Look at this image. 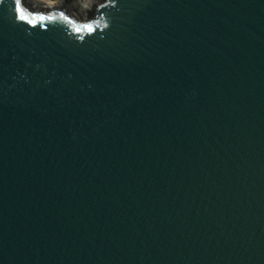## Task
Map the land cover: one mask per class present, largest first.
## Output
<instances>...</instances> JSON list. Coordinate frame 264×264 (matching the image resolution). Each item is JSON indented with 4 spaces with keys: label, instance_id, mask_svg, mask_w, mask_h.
<instances>
[{
    "label": "water",
    "instance_id": "95a60500",
    "mask_svg": "<svg viewBox=\"0 0 264 264\" xmlns=\"http://www.w3.org/2000/svg\"><path fill=\"white\" fill-rule=\"evenodd\" d=\"M0 0V264H264V0Z\"/></svg>",
    "mask_w": 264,
    "mask_h": 264
},
{
    "label": "rangeland",
    "instance_id": "374dc122",
    "mask_svg": "<svg viewBox=\"0 0 264 264\" xmlns=\"http://www.w3.org/2000/svg\"><path fill=\"white\" fill-rule=\"evenodd\" d=\"M36 1H43V2H45L46 4H54V3H57L59 0H36ZM79 2V4L76 6V9H75V13L79 16V17H83L82 16V9H83V7L80 5V4H82L81 2H82V0H79L78 1Z\"/></svg>",
    "mask_w": 264,
    "mask_h": 264
},
{
    "label": "built area",
    "instance_id": "2783aa9c",
    "mask_svg": "<svg viewBox=\"0 0 264 264\" xmlns=\"http://www.w3.org/2000/svg\"><path fill=\"white\" fill-rule=\"evenodd\" d=\"M85 2H86V0H82V2H81V3L83 4V3H85Z\"/></svg>",
    "mask_w": 264,
    "mask_h": 264
}]
</instances>
